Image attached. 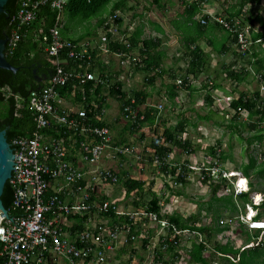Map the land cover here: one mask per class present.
Instances as JSON below:
<instances>
[{
	"label": "built area",
	"instance_id": "built-area-1",
	"mask_svg": "<svg viewBox=\"0 0 264 264\" xmlns=\"http://www.w3.org/2000/svg\"><path fill=\"white\" fill-rule=\"evenodd\" d=\"M68 1L24 0L13 17L15 28L6 45L9 54L17 48L22 38V28L29 27L37 19L41 7L48 5L56 12L52 25L47 33L42 31L40 40L54 70L50 80L28 94L27 108L33 116L34 133L15 136L10 140V144L17 147L13 172L8 180L13 189V215L8 212V218L0 213V264H61L63 259L66 264H110L111 258L115 257L116 250H113L117 244L126 245L138 239L147 240V255L142 260L128 258L131 264H167L171 261L167 255L173 253L169 248H173L174 253L180 252L175 260L181 262L175 264H183V255L190 252L196 232L175 228L168 220L149 211L145 204L120 209L119 205L112 204L117 199L103 198L105 194L98 192L100 186L109 180H119L111 167L100 165L103 158L108 155L115 160L122 155L129 156L135 148L132 145L114 144L110 128L106 124H98L103 122L104 110L99 108L97 102L85 104L76 112L65 109L61 104L63 96L61 97L59 88L71 80L81 84L79 89L83 100V85L86 82H92L91 91L98 86L107 85L109 80L101 78L97 69L90 71L88 68L93 57L90 51L94 48L99 50L96 55L98 57L106 53L116 56L127 67L143 65L134 48L127 53L121 50L111 53L108 48L110 42H120L130 47L129 37L134 28L132 25L126 30L122 28L116 22L119 13L115 12L108 17L101 35L96 37L98 41L91 39L73 43L61 36L62 15ZM209 19L232 32L237 37L241 50L245 51L251 44V26L245 25L242 30L239 17L231 19L223 14L211 13ZM200 22L205 24L207 19L201 18ZM84 56H87L86 66L78 63L76 67L66 69L68 59L83 61ZM153 72L159 71L154 69ZM182 82L183 78L177 79L178 85ZM75 88L77 89L76 85L70 94L72 98L75 97ZM127 97L129 102L124 105L123 112L130 123L144 105L135 106V98ZM156 108L159 114L163 107L158 104ZM90 113L93 115L90 116ZM140 119H143V115ZM160 140L155 135V143ZM108 150L110 153L107 154ZM115 151H119V155L111 156ZM212 162L213 165L206 166L188 164V168L198 172L201 182L208 178L218 180L221 169L216 159L212 158ZM179 170L180 168L178 172ZM226 175L222 172V176ZM186 178L188 179V174ZM240 190L238 187L235 193ZM165 199L160 197L158 202L161 213L166 212L164 209L169 210ZM174 199L176 197L171 198L172 201ZM99 200L105 202L100 204ZM246 208L239 216L240 222L246 224L249 230L261 229L264 233V219L253 220L252 216L256 212L250 205H246ZM96 209L105 212L95 214ZM119 210L122 211L117 215ZM98 216L104 220L98 222ZM232 222V218L220 219L219 224L231 225ZM263 233L256 237L255 244L263 240ZM185 234L190 236L186 240L183 238ZM201 237V234L197 236L200 240ZM180 249L183 250L179 251ZM211 250L217 257L231 258L230 255ZM115 262L119 264V261ZM213 264L219 262L214 260Z\"/></svg>",
	"mask_w": 264,
	"mask_h": 264
},
{
	"label": "trees",
	"instance_id": "trees-1",
	"mask_svg": "<svg viewBox=\"0 0 264 264\" xmlns=\"http://www.w3.org/2000/svg\"><path fill=\"white\" fill-rule=\"evenodd\" d=\"M24 0H8L6 5L4 6L5 12L0 13V39L5 35H10L11 31L15 28L13 17L16 15L21 2ZM125 0H69L66 4L64 11H68L71 18H78L79 22H84L92 18L93 16L99 15L101 10L108 4H110L112 10L109 11L111 15H113L118 10L125 9ZM157 1V0H154ZM202 0H197L190 4V6L186 9V18L183 22V25L186 29L190 26L195 27L198 26L201 30L208 26L209 18L207 15V23L203 24L198 21V24L195 23L194 15H196L200 10V3ZM260 0H239V9L234 12L228 13L229 18L233 19L235 17H239L241 21L242 30L245 28V25H250L249 29L251 44L248 45L245 51L240 49V44H237V37L230 31L222 28L217 22H213L216 24L221 30L226 32L229 38L232 41L231 46H223L218 52L225 53L232 51L236 56V62L233 65H228L226 69L225 76L227 78H231L233 81L237 82V85H241L242 83L245 86L251 85V81L254 80L260 85L264 86V48H262V43H264V19L258 13L256 14L254 9L252 8L255 5H259ZM247 6H252L251 8L245 9ZM246 11V13H243ZM230 12V11H229ZM107 14V13H106ZM109 15V16H111ZM56 16V12L53 11L48 5H44L41 7L39 15L37 19L29 26L23 27L21 30L22 38L19 41L17 48L13 50L12 54L8 53V49L5 50V56L9 63L14 67H17L18 70L16 72H12L7 69L0 68V130H6L7 140L10 141L11 138L15 136H26L34 133L35 125L33 121V116L31 112L27 108V98L29 91L31 89H37L39 86L43 85V82L53 73L54 66L48 60L45 52L43 51L44 45H41L35 52V48L38 47L37 40L33 39L32 30L38 23L40 24L42 19H45L43 22L42 31L48 32L49 27L52 25V22ZM104 14H100L98 17L99 24H105L108 21V18L103 17ZM107 16V17H109ZM203 18V17H201ZM200 18V19H201ZM211 21V20H210ZM116 22L118 24H122V20L120 16L116 18ZM260 23L262 30H256L254 25L255 23ZM207 24V25H206ZM38 31V30H36ZM37 33V32H36ZM41 35L38 36V39L41 40ZM142 35V27H136L131 36L129 37L130 47H126L125 44L120 42H110L108 43V48L111 53L116 51H125L126 53L133 48H138L139 57L142 59V66H137L140 70H144L147 72V76L145 79L148 84H152L155 76H149L148 73L153 71L154 69H158V73H163V69L160 68L159 59L154 57L151 54V51L157 45V38H141ZM197 38H188V36H184V45L186 47V56L188 57V65L186 69H184L183 82L180 86L176 84H169L168 86L170 94V98H174L176 96V92L181 90H189L191 89V85L194 83V79L199 76L201 70L204 65L202 55V50L195 46L194 49H190V45L196 41ZM69 41L73 43L79 42V40H75L73 38H68ZM34 41V42H33ZM256 44H259L257 46ZM43 46V48H42ZM258 47V48H257ZM98 49H93L90 51L92 57L91 65L88 67L90 71L94 69H99L100 77L107 78L108 80H115L113 83L108 85V95L118 100L120 105V111L122 115H126L123 112L124 105L129 102V97H133L136 100L135 106H138L145 102L146 98L149 94L146 92V89L140 90H128L126 92L122 83L119 80H116L117 76L112 73H105V66L99 67ZM261 53V54H260ZM66 56V54H64ZM239 60L244 61L245 65H241L239 68H235L236 64ZM78 63H83L86 66L87 56H84L83 61L68 59V63L66 64V69L74 66L76 67ZM107 66V65H106ZM35 71V72H34ZM193 75V77L191 76ZM36 76L46 77V79L40 83L37 81ZM174 79V76H171ZM176 79V78H175ZM211 84V81H210ZM76 85L77 89L75 93V97L78 103L82 105L90 104L94 98H97V103L99 108H103V105L106 103L107 96L103 95L104 86H98L94 89V92L91 94V89L93 87L92 82H86L84 87V97L79 87L81 84L78 81L71 80L65 86L59 88V93L63 97H70V94L74 90V86ZM7 88L9 90V95L6 97L1 89ZM179 88V89H178ZM231 98V97H230ZM96 100V99H95ZM205 103L214 104L215 98H212V94H208L205 97ZM233 110V115L230 119H239V115L241 113L247 112L249 117L256 116L257 121L247 123L249 128L258 129L259 133L254 135L252 139L261 142L264 140V96L258 90H246L240 92L236 97H232L231 101L228 102V105L222 108L221 110H225L227 108ZM87 108V107H86ZM222 118H224L225 114H228L229 111L225 110ZM156 109L150 107L145 108L143 111L138 112L137 117L134 121L129 123L130 132L138 131L145 125H152L156 120ZM92 116L93 114H89ZM143 115V119H140V116ZM77 117V116H76ZM199 118H204L206 120H211L212 118H217L214 112H208L205 115H198ZM82 120V118H79ZM231 122H235L232 120ZM217 123V122H216ZM260 123V124H259ZM99 125H104V121L102 123H98ZM236 128V126L234 125ZM184 132V124L178 122L172 128H165L161 134L162 138H164V142L162 140L161 143H150L151 147V157H149V162H153L154 158H157V166L161 169L162 173L165 176L168 175H176L178 169L179 172L176 175V181L185 185L188 183L186 178L188 172L190 171L188 168V162L184 161V164L173 163L169 158L166 159L168 154L172 152V147H177L180 151L187 153L188 155L194 152L192 148V144L190 140L181 138L180 135ZM161 139V137L159 136ZM78 147V146H77ZM208 151L213 154V148L209 147ZM134 154V152H132ZM121 158L127 157L126 155L120 156ZM222 157V154H221ZM264 157V154H263ZM141 158V157H140ZM153 158V160H152ZM242 172L249 176V171L253 170L257 175L264 174V168H257L256 161L250 157L248 164L241 166ZM123 174L119 176V178L124 182V186L126 189L127 195H129L132 191L136 190V194L140 197L147 193L150 196L147 202L144 201V204L147 205L149 211L160 215V206L158 204L159 198L155 192H153L152 186L154 185V181L152 180L149 183V187L147 191L144 193L145 181L129 178L128 175ZM120 180V181H121ZM176 182V183H177ZM203 183H208L207 180L202 181ZM211 190V196L208 201L198 202V206L200 209H205V212H211V215L214 219H216V225L214 228L211 226H199L201 219L199 215L191 214L190 216L183 218L179 213L172 214H164V217L168 220V222L177 229H192L197 233L196 238L191 242V249L189 250L190 261L193 264H212L211 259L205 258L204 253L207 251L206 244L202 243V240L206 239L207 241L212 240V235L216 232H221L224 229H228L229 227H219L220 219H223V213L233 214L234 211L238 209L236 202L234 201L231 195L225 194V186L220 182V184H209ZM174 192V191H172ZM176 195L180 194L179 191L175 192ZM146 195V196H147ZM3 201V205L8 210V212L12 214V199H13V189L11 188L9 182L7 181L3 190V194L1 196ZM241 202L243 210L245 209V204L248 200V194L244 193L237 197V201ZM101 203V202H100ZM103 203V202H102ZM141 202H134L135 206L140 205ZM143 203V202H142ZM206 206V207H205ZM259 216L262 215L264 211V201L259 208ZM103 213L105 211H102ZM85 219V217H83ZM117 218L114 217V220ZM81 220V219H79ZM239 225L242 224L239 222ZM250 231V230H248ZM251 232V231H250ZM216 233V234H217ZM201 234V240L197 238V236ZM260 235V231H256L255 237ZM245 237L246 246L235 248L231 242L227 241L226 244L220 245L217 242H214V250L217 252H221L223 254H227L233 257V259L222 258L220 264H264V240L259 241L257 244L253 243L249 244L253 239L248 232L243 233ZM226 237V236H225ZM228 238V236H227ZM147 243V240H143V247ZM170 251L174 253L173 248H169ZM132 253H136L134 249H132ZM176 255H179L178 252H175ZM172 263V261H171ZM168 264V263H167Z\"/></svg>",
	"mask_w": 264,
	"mask_h": 264
},
{
	"label": "rangeland",
	"instance_id": "rangeland-1",
	"mask_svg": "<svg viewBox=\"0 0 264 264\" xmlns=\"http://www.w3.org/2000/svg\"><path fill=\"white\" fill-rule=\"evenodd\" d=\"M124 2H125V9L122 11L118 10L119 12L116 11L117 13H119V16L122 20V26L125 25V28H127L128 26L132 25L134 29L136 27L141 26L144 31V34H142V38H153L154 36H156L155 30H153L152 28L153 26L151 25L152 27H150L149 24L146 23L147 21L146 18H148L150 21H158L164 24V22L162 21V16L165 15L167 18H169L168 14L171 11H176V13H179L181 6L180 0H158V2L154 0H125ZM228 3L229 0L220 2V5L217 7V9L219 12H221V14L225 15L224 13H226V10L228 9V8L226 9V4ZM254 8L256 11H259L258 13H261L260 15L264 19V0L260 6L255 5ZM111 10L112 8L110 4H108L101 10L99 15L109 13V11ZM99 15L95 17L93 16L87 21L79 22V19L77 17L71 18L67 10L63 11V16H64L63 20L67 22L68 30L66 32L65 30L62 29V36L70 37V38L73 37L75 39H79V41H84L89 38L98 41L97 38L101 35L100 33L102 32V30H99L98 27H94V26H96L98 23ZM75 23H77L76 24L77 26H75ZM72 25H74L73 26L74 28L71 27ZM178 27L179 29L182 30L184 36H188L190 31H192V29L190 28L186 29L184 25ZM254 27L258 31L262 29L260 23H256ZM74 30L80 33H77ZM92 30L93 32H91ZM84 31H89V35L86 36L84 39L79 38L80 36L84 37ZM166 37L167 39L164 38L163 41H164V45L168 46V49L165 50L167 59L164 64L167 67L171 65L172 66L176 65L177 67L180 68V65H183V63L181 61L177 63L175 59L179 57V54H181V49L179 48V45L177 43H175V45H171L170 43H168L167 40L172 38L170 34H168ZM180 44L182 43L180 42ZM256 45L259 46V44ZM194 47H195L194 44L190 45V49H194ZM262 48H264V43L262 44ZM103 58L105 63H107L108 61V63L110 64V62L113 61L114 63H117L120 67L122 66L120 72H123L122 74V77L124 78L123 81L125 80V82L127 83L126 84L127 88H125L126 92H128V90L143 89V86H145V89L146 88L151 89L152 86H155L156 88L159 87L162 88L160 90V93L150 95L147 101V103H151V104L160 103L163 105V110L160 112L159 115V121L158 120L156 121L158 123L157 127L155 126V123L150 125L149 134L152 135V137L148 134L147 140L145 142L143 138L144 136L143 128L140 132L137 131L138 133L135 131L132 133L130 132L131 135L126 136L124 142H126L128 145H132L135 148L134 154L129 155L125 158H121L119 156L118 158L115 159L117 161V165L122 164L125 169H128L129 175H131L133 179L144 180L146 182L144 186V191H147L149 187L148 186L149 182L153 180L154 185L152 186L151 190L155 192L159 197L166 198L165 202L168 204L169 207V210L164 209L166 212L179 213L180 215H182L183 218H186L191 214L199 215L201 219L200 223H198L199 226H211L212 228H214V226L216 225V221H215L216 219L212 217L211 212H205V209H200L198 206V202L205 203L206 201H208L211 196V190L209 184H220V181L215 180V181H210L208 183H203L200 181L201 178H199V174L197 171H189L191 172L190 174L188 172V179H187L188 183H186L185 185H183L180 182H177L176 177L165 176V174L162 173L161 169L157 165H155L153 162H149V157H151V151L148 150L151 148L150 143L151 142L154 143L155 135L160 136L163 143H165L164 138H162L161 136L165 128H172L178 121H181L182 119H187V120L191 119L192 121H196V125L190 126L188 123L185 129L186 131L184 132L186 134L183 133L180 136L183 139L185 138L190 140L194 152L188 155L187 153L180 151V149L173 146L172 148L173 150L175 148L176 153H174V155L169 157L173 163L184 164V161H187L188 164L191 163L192 166H201V165L206 166L212 160L208 148L209 147L213 148V146H219L222 152V157L219 160L223 161L224 164L223 166H225L224 167L225 169H235L241 171V166L248 164L250 157H252L256 161L257 168H264V157H263L264 140L259 142L252 139L250 141V139L253 138L254 135L259 133V130L252 128L250 129L249 126L247 125V123L250 122L247 121L248 119H251V122H253V121H257L258 118L256 116L249 117L247 112H244L239 115L238 120L230 119L233 113L229 112V114L224 115V118L217 117V118H212L211 120L197 119L195 112H197L199 115L202 116L207 114L209 111H214V108L210 107V105L205 103L204 101L202 105L200 106L196 105L195 107L197 100L202 102V97L201 95H199L200 97L198 96L192 98V102H191L192 107L190 110H188V104H189L188 99L187 97H182V94L180 93H179L178 102L175 100L174 101L175 105L173 107L169 99L167 98V93L163 91L166 86H170L168 84L172 83L175 80L176 74H174V79H173L171 78V74L169 72H165V73L157 72L153 75H151V72H149L148 75L155 76V78L152 84L146 85V83H148L145 79V76H147L146 71L140 70L139 68H137V66L134 65H131L132 67H127L126 65L122 64L120 60L116 58V56H113L111 54L107 55L106 53H103ZM214 58H215L214 62H218V63H228L234 60V56L232 54H229L228 57L225 58L219 56H214ZM245 64L246 63H244V61H238L235 68H239L241 65L243 66ZM216 75L221 76V74H216ZM223 81L225 85H228L230 90H236V93H240L242 91L244 92L250 89V91L258 90L264 96V88L261 89L262 85H260L254 80L251 81L252 84L249 86L248 85L245 86L243 83L239 86L237 85V82L233 80H231L232 83H229V81L225 83V79H223ZM1 91L4 93L6 97L10 94L7 88L1 89ZM128 94H130V92H128ZM236 96L237 94L234 95L233 97ZM112 98L108 99L105 105V112L103 116L107 120H110L111 118H115L113 120L114 121L113 123H115L118 130L122 131L124 122L120 121V117L123 118L124 115L121 114L118 100L116 99L114 100V98L113 99ZM217 103L218 100L217 98H215V102L213 106H215L216 108L218 107L220 109L221 107H219ZM164 117L168 118V121L165 120L164 122H162L164 120L163 119ZM125 120H127V118H125ZM232 120H234L235 122H231ZM127 124L129 125V122H127ZM234 125L236 126V128L234 127ZM127 133L130 134L129 132H126V134ZM262 133H264L263 130ZM120 136H123V131L120 134ZM139 166H141V168ZM132 167L135 168L133 169ZM110 169H112V167ZM122 170L124 169L122 168ZM249 176H250L249 178L250 183L252 184V187L249 191L250 195L252 194L253 190H256L260 192L259 194L260 200H263L264 174L259 176L253 170H250ZM120 180L121 179L119 178L117 182L119 184L103 185L101 188L102 191L100 190L99 193L105 194V191L103 189H106V191L115 190L116 194L114 195L113 192L111 196H108V199L119 197L120 195L122 196L121 191L122 189L125 188L124 186L125 184L122 181L124 179H122L121 181ZM221 183L224 184V186L225 185L230 186V182H228V180L222 181ZM172 191L174 192L179 191L180 194L183 195L178 196L180 198L174 199L172 202H170L172 195L169 196V194ZM225 194L233 196L232 192L229 193L225 191ZM145 195H147V193ZM149 198H150L149 195L141 196V197L137 194H133L131 196L127 195L123 201L121 200L119 201V203L117 202V206L119 205L120 209L134 208L133 205L134 202L144 203V201L146 202L147 200H149ZM233 198H236V196H233ZM122 205H126V206L123 207ZM238 205L239 207L240 206L241 207L238 208L236 211H234L233 214L223 213V219L232 218L233 222L231 223L229 230L223 231L218 234H216L217 233L216 232L215 234L212 235V240L209 242L211 247H213L214 242H217L220 245H224L227 243V241L231 242V244L235 248L246 246V241H245V237L243 236V233L246 234L248 229L244 225L242 229V227L240 228L236 223L237 221H240L239 216L243 211L240 200ZM121 211L122 210H120L118 214H120ZM95 213L99 214V209H96ZM100 219H101L100 221L104 220L103 218ZM260 219L261 220L264 219V211ZM225 225L226 224H219V227H224ZM255 233L256 232L253 231L250 232L252 236L255 235ZM188 237L190 236L186 234L183 236L184 240H186ZM134 244H135L134 248L136 249L138 248L137 250L139 255L142 256L147 255L146 244L143 247V241L138 239ZM129 250H131V247H127L126 249H124L122 253L120 252L121 254H118L117 252L118 250H116L115 257L111 258L110 264H117L115 262L116 260L119 261V264L126 263L128 261L127 259L129 257H132L133 254L131 253L130 255ZM128 255L130 256L128 257ZM167 256L168 258H170L171 253H169ZM183 257L187 260V261L185 260L183 264L184 263L193 264L190 261L189 258L190 256L188 254L183 255ZM135 258L137 259V257ZM172 259L174 260V258L171 257V260ZM179 261L181 262V260H178L176 262ZM61 264H66V260L63 259V261H61ZM173 264H175V262Z\"/></svg>",
	"mask_w": 264,
	"mask_h": 264
},
{
	"label": "crops",
	"instance_id": "crops-1",
	"mask_svg": "<svg viewBox=\"0 0 264 264\" xmlns=\"http://www.w3.org/2000/svg\"><path fill=\"white\" fill-rule=\"evenodd\" d=\"M196 1L197 0H180V5L181 6H180L179 13H176V11H171L168 14L169 15V18H167L165 15L162 16V21L164 22V24H162V23H160L158 21H150L148 18H146V20H147L146 23L149 24L150 27L153 26L152 28H153V30H155L156 36H154L153 38H157L159 40L158 43H157V45H155V47L151 51V54L154 57H156V58L159 59V62L161 63L160 64V68L164 70L163 71L164 73L165 72H169L171 74V76H174V74H176V78L179 75L181 76V74L184 73V69H186V67L188 65V57L186 56L187 52H186V47L184 45V43H185V41H184V35L182 33V30L179 29L178 26L183 25V22L185 21V18L187 17L186 16V12H185L186 9L190 6L191 3L196 2ZM221 1L224 2V1H227V0H202L201 3H200V5H199V6H201L199 12L196 15H194L195 23L198 24V21L200 20L201 17H203L205 19L207 17L209 18V14H211V13H213V14H221V12H219L218 9H217V7L220 5V2ZM157 2H158V0H157ZM260 2L261 3L259 5H256V6H260L263 3V0H260ZM247 7L248 8H251L252 6H247ZM247 7L244 8V10L247 9ZM252 8L254 9L255 13L258 14L259 11H256L255 8H254V6ZM226 9H227L228 13L234 12L237 9H239V0H229V3L226 4ZM117 12H119V11H117ZM243 13H246V11H244ZM224 14L227 15V12L224 13ZM259 14H261V13H259ZM109 15H111L110 12L107 13V14H104L103 17L104 18H108L107 16H109ZM205 15H207V17H204ZM62 19H64V16L63 15H62ZM151 22H154V23H151ZM256 23H258V22H256ZM76 24L77 23H75V26H77ZM42 25H43V22H40V24L38 23V26H36V30H38V31H36L35 28L31 31L32 34H34L33 35V39L35 41L37 40V42H39L38 43V47L35 48L34 50H32L33 52H35L41 45H43V44H41L42 42L40 41V39L37 38L40 34H42V27H43ZM67 25H68L67 22H65L63 20V27H62V29L65 30L66 32L68 30V26ZM73 26L74 25H72L71 27H73ZM123 26L121 24V27L126 30L125 25H123ZM189 26H190L189 28L192 29V31H190V33L188 34V38H193V37L197 38L196 41L193 44L195 46H198L202 50V55L204 56V59H203V63L202 64L204 65V67L201 70V73L199 74V76L194 79V83L191 85L190 91L189 90H181V89L178 88L179 90L176 92V96L173 99L169 97L170 91H169L168 86L165 87V89H164L163 92H166L167 93V98L169 99V101H170V103L172 104L173 107L175 105L174 104V101L176 100L178 102L179 93L182 94V97H187L188 103H189L188 104V110H190L191 107H192L191 106V102H192V98L193 97H198L199 95H201V97H202V102H200L199 100H197L198 103L196 102V104H195V107H196V105H198V106L202 105L203 101H206L205 100V97L210 93V94H212V98L214 96H215V98H217V100H218V103L217 104L221 108L220 109L218 107L216 108L215 106H213V104H209L208 102H207V104H209L210 107L214 108L215 114L217 116L221 117V116H223V113L226 112L225 110H228V109H225V110H221V109L224 108L227 105V101L229 100V98L231 96H234L236 94L237 95L239 94V93H236V90H230V88L228 87V85H225L224 84V81H223V79H225V83L228 82V81H229V83H232V81H231L232 79L231 78H227L225 76V73H226V69L228 68L227 66L228 65H233L236 62V60H237L236 59V56H235V54L232 51L225 52V53H219L218 52V50L221 47H223V46H231L232 45V41L229 38V36L226 34V32H224L223 30H221L216 24H214L210 20L208 22V26L205 27V28H203L202 30L200 28H198L197 25H195V27H193V26H191L189 24ZM94 27H98L99 30H102L104 28V24L103 23L102 24L97 23V25L94 26ZM62 29H61V36H62ZM74 31H76V30H74ZM91 32H93V30ZM77 33H80V32H77ZM142 34H144L143 29H142ZM168 34H170L172 36L171 39L167 40L168 43H170L171 45H175V43H177L179 45V48L181 49V54H179V57L175 59V61L177 63L179 61H181L183 63V65H180V68L177 67L176 65L175 66H172L171 65V66H168L167 67L164 64L165 61H166V59H167V55H166L165 50L168 49V46L167 45H164L163 39L164 38L167 39L166 36ZM88 35H89V31H84V37H81L80 36L79 38H83L84 39ZM62 38L68 39L70 37H64V36H62ZM71 38H73V37H71ZM141 38H142V35H141ZM73 39H75V38H73ZM91 39L92 38H89V39L84 40V41H88V40H91ZM75 40H79V39H75ZM180 42L182 44H180ZM42 48H43V46H42ZM43 51H44V48H43ZM134 52L135 53H139L138 48H135L134 49ZM229 54H232L234 56V60L233 61L228 62V63H218V62H214L215 61L214 56H219V57L225 58V57H228ZM98 58L99 59H98L97 65L99 67H101V68L104 65L105 66V69L104 70H105V73L106 74L112 73L113 75H116L117 76L116 80H119L122 83V87L125 90V88H127V86H126L127 83L125 82V80L123 81V79H124L122 77L123 72H120L122 66L120 67L117 63H114L113 61L110 62V64L109 63H105L104 58H103V54H101V56H99ZM239 61H242V60H239ZM97 70L99 72V69H97ZM216 74H221V76H217ZM191 76L193 77V75H191ZM114 81L115 80L109 79L107 85L105 87H103L104 88L103 95L104 96H107L106 103H107V101H108L109 98H112V97H109V95H108V87H109L108 85H110ZM210 81H211V84H210ZM156 82H155V85H156ZM165 84H168V83H165ZM143 87L145 88V86H143ZM161 89L162 88H160V87L159 88H156L155 86H152L151 89L146 88V92L149 94V96L146 98L145 101H148L150 95L156 94V93H160V90ZM93 92L94 91H91V94ZM213 92H214V95H213ZM218 93H220V94H218ZM97 100H98L97 98H94L92 102H94V101L97 102ZM106 103L103 105V108H102L104 110L103 112H105V105H106ZM61 104L63 105V107L65 109H67V110H69L71 112H76L79 109H82V107H83V105L81 103H78L76 101V99H73L72 97H62L61 98ZM119 109H120V107H119ZM188 110H187V113H188ZM214 111H209V112H214ZM195 114H196V118L197 119H204V118H199L198 117L199 114L197 112H195ZM103 115L104 114H102V118H103L104 124H106L110 128V130L112 129L111 132H112V135H113L114 144H119V145L120 144H125V145H128L124 141H125L126 136H130L131 133H130V127L127 124V120H125L126 117L125 116L123 118L120 117V121H123L124 122L123 130H122L123 131V136H120V134L122 133V131L121 130H118V128L116 127L115 123H113L114 122L113 120L115 118H111L110 120H107ZM163 119L164 120L162 122H164L165 120L168 121V118H165L164 117ZM178 122L184 124V132L186 131L185 129H186V126H187L188 123H189L190 126H195L196 125V121H192L191 119H188V120L187 119H182L181 121H178ZM157 124L158 123L156 122L155 123V126L156 127H157ZM142 128H143V132H144L143 138H144V140L146 142L147 135L149 134V130H150V125H145ZM142 128L138 132H140L142 130ZM126 132H129L130 134H128V133L126 134ZM184 134H186V133H184ZM141 136H142V134H141ZM150 136L152 137V135H150ZM148 150L151 151V148L148 149ZM108 153H110L109 150L107 151V154ZM174 153H176L175 148H174V150L172 148V152L170 153L169 157L172 156V155H174ZM112 155H114V152H113V154H111V156ZM152 160H153V158H152ZM153 163H154V161H153ZM100 165H103L105 167H112V169L118 174V176L122 175L123 174L122 172H124L125 175H128L129 178H132L133 179V177H131V175H129V172H128L129 170L128 169H125L122 164L117 165V161L110 159L108 157V155H107V157L103 158V160L100 163ZM121 166H122V168L124 170H122ZM139 167L141 168V166H139ZM132 168L134 169L135 167H132ZM116 184H119V183H116ZM105 185H107V184H105ZM148 186H149V184H148ZM103 190L105 191V195H106V196L104 195L103 198H108V196H111L113 192H114V195L116 194V191L115 190H109V191H106V189H103ZM145 192L146 191H144V193ZM175 192H173L172 194L176 195ZM121 194H122V196L120 195L119 197H114L112 199H117L118 200L117 201L118 203L121 200L123 201L124 198L127 196V193H126V189L125 188L122 189ZM133 194H136V190L135 191H132L129 194V196H131ZM180 195H183V194H178L176 196H180ZM143 196H146V195L144 194ZM169 199H170V197H169ZM102 202H105V201L99 200L98 203L102 204ZM117 202H115V200L112 201L113 206H117ZM143 205H144V203H140V205H138V206H135L134 205V208L140 207V206H143ZM122 206L125 207L126 205H122ZM101 212L102 211L99 210V214ZM118 213H117V215H119ZM95 214H97V213H95ZM98 218L99 219H97V220L100 221L101 220L100 219L101 217L98 216ZM134 246H135V244L132 243V242L129 243V244H126V245L119 244L117 248H120V249H117L116 248L115 250H118L117 251L118 254H121L124 251V249H126L127 247H131V250L134 249V251H136V253L132 254V257H129L131 255V253H132V251L129 250L130 251V255H128V257L129 258L137 257V259L138 258H141V255H139L138 250H137L138 248L136 249V248H134ZM134 255H136V256H134ZM126 263H123V264H126Z\"/></svg>",
	"mask_w": 264,
	"mask_h": 264
},
{
	"label": "clouds",
	"instance_id": "clouds-1",
	"mask_svg": "<svg viewBox=\"0 0 264 264\" xmlns=\"http://www.w3.org/2000/svg\"><path fill=\"white\" fill-rule=\"evenodd\" d=\"M155 73H157V72H153V71H151V75H153V74H155ZM178 78H183V77H177L172 83L173 84H176V85H178L177 84V79ZM178 86H180V85H178ZM261 87H263L264 88V86L262 85ZM263 88H261V89H263ZM232 97L233 96H231V98H229V100L227 101V105H228V102H230L231 101V99H232ZM160 104V103H159ZM140 105H144V108L141 110V111H143L145 108H150V107H152V108H154V109H156V112H157V114H158V109L156 108V105H158V104H151V103H147V101H145L144 103H142V104H140ZM160 105H162V104H160ZM226 105V106H227ZM139 106V105H138ZM162 107H163V105H162ZM228 109V111L229 112H231V113H234L233 112V110L232 109H230L229 107L227 108ZM162 110H163V108H162ZM161 110V111H162ZM140 111V112H141ZM160 111V112H161ZM157 114H156V116H157ZM229 114V113H228ZM159 115H160V113L158 114V117L156 118V120H155V122L154 123H156V121L158 120L159 121ZM225 115H227V114H225ZM126 117V116H125ZM153 123V124H154ZM139 131V130H138ZM135 132H137V131H135ZM213 151H214V153L213 154H211L210 152V155H211V157L213 158V159H216L217 161H218V166H220V169H221V172H220V177H219V179H218V181H220V182H222V181H226V180H228V182H230V186H227V185H225V189H224V191H227V188H230V191H229V193L230 192H232V194H233V196H236V198L238 197V196H240V195H242V194H244V193H247L248 194V196H249V198H248V200H247V203L245 204V209L241 212V213H244L245 211H246V205H250L251 206V209L253 210V211H255L256 212V215L255 216H252V219L253 220H256V221H259V220H261L260 219V217L261 216H259L258 214H259V208H260V206H261V204L263 203V201H264V199L263 200H260V192H258V191H256V190H253L252 191V194L250 195V193H249V191H250V189H251V187H252V184L250 183V180H249V178H250V176H247V175H245L243 172H242V170L240 171V170H235V169H225L224 167L225 166H223L224 164H223V161H221V160H219L220 158H221V154H222V152H221V149L219 148V146H213ZM191 154V153H190ZM191 164V163H190ZM208 165H213V162H212V160L208 163ZM222 172H225L227 175L226 176H222ZM232 172H235V173H239V175L240 176H243L244 177V179L246 180L245 181V183H246V186L244 187V188H242V186L240 185V181H241V178H240V176H230L231 174H232ZM207 180V182H210V181H215V180H213L212 178H208V179H206ZM238 187L239 188H241V190L236 194L235 193V190L236 189H238ZM228 192V191H227ZM157 195V194H156ZM158 196V195H157ZM232 196V197H233ZM158 198L160 199V197L158 196ZM236 198H233L234 199V201L236 202V204H237V206H238V208H240L239 207V202L237 201V199ZM148 201V200H147ZM146 201V202H147ZM257 201H258V203H257ZM242 205V204H241ZM239 222L240 221H237L236 223H237V225L241 228L242 227V229H243V225L244 226H246V228L248 229V226L246 225V224H244V223H242V222H240L241 224H242V226H240L239 225ZM226 227H229L228 229H224L223 231H227V230H229L230 229V224H226L225 225ZM249 230V229H248ZM223 231H221V232H223ZM250 231H253V232H256V231H260V235L263 233V231L261 230V229H252V230H250ZM250 231H247L249 234H250ZM221 232H218V233H221ZM242 232H243V230H242ZM217 233V234H218ZM251 235V234H250ZM259 235V236H260ZM252 236V235H251ZM258 237V236H257ZM263 237H264V233H263V236H262V239H263ZM252 241L250 242L251 244H253V243H255V240H256V237H255V235H253V237H252ZM207 245V251L204 253V256H206L205 258H207V259H210L211 257H212V259H211V263L213 264V261L214 260H217L218 262H219V264H220V260L222 259V258H226V257H217L215 254H214V252H212V250L211 249H214V245H213V247H211L210 246V243H209V241H206L205 242ZM208 243H209V245H208ZM240 248V247H239ZM183 249H180L179 251H182ZM209 250H210V252H209ZM209 252V253H208ZM179 254H180V252H178ZM206 253H208V254H206ZM219 253H221V252H219ZM223 254V253H222ZM188 255H189V253H188ZM177 255L175 254V253H171V257L172 258H174L175 259V257H176ZM170 257V258H171ZM190 258V257H189ZM229 259H233V257L231 256V258H229ZM173 260V259H172ZM171 260V261H172ZM186 260V259H185ZM187 261V260H186Z\"/></svg>",
	"mask_w": 264,
	"mask_h": 264
},
{
	"label": "water",
	"instance_id": "water-1",
	"mask_svg": "<svg viewBox=\"0 0 264 264\" xmlns=\"http://www.w3.org/2000/svg\"><path fill=\"white\" fill-rule=\"evenodd\" d=\"M7 2L8 0H0V13L5 12L4 6ZM9 36L5 35L0 39V68L16 72L18 68L11 65L5 56V49L9 41ZM36 78L40 83H42L46 79V77L41 76H36ZM50 79L51 75L43 83L47 82ZM38 88H40V86ZM32 90L34 89H31L29 92H31ZM16 149L17 147L11 145L10 141L7 140L6 130H0V213L5 214L6 217H8V210L3 205L1 196L3 194L6 182L9 180L13 172Z\"/></svg>",
	"mask_w": 264,
	"mask_h": 264
},
{
	"label": "bare ground",
	"instance_id": "bare-ground-1",
	"mask_svg": "<svg viewBox=\"0 0 264 264\" xmlns=\"http://www.w3.org/2000/svg\"><path fill=\"white\" fill-rule=\"evenodd\" d=\"M154 140H155V136H154ZM119 151H115L114 152V156H116V155H119ZM169 157V154H168V156L166 157V159ZM154 163H155V165H157V158H154ZM114 172V174L118 177V174L115 172V171H113ZM167 176H173V177H176V175H168L167 174ZM230 176H240L239 175V173H235V172H232V174L230 175ZM240 178H241V181H240V185L242 186V188H244L245 186H246V183H245V179H244V177L243 176H240ZM118 182V180H116L115 182H112L111 180H109L108 182H106L105 184H107V185H114V184H116ZM105 184H103V185H105ZM102 187V185L100 186V188ZM245 189V188H244ZM100 191V189L98 190V192ZM173 192H171L169 195H172V197H176V199H178L179 197L178 196H176V195H174V194H172ZM174 195V196H173ZM171 202H172V200H171ZM176 203H178V202H176ZM166 213H169V214H172V212H162L161 213V209H160V217H162L163 219H166L165 217H164V214H166ZM167 220V219H166ZM190 231H193L192 229H189ZM205 239H206V237H205ZM202 240V242H206L207 240ZM122 242H124V239H122L121 240ZM136 241H134V242H132V243H135ZM118 245L119 244H117L116 245V247L114 248V250L118 247ZM113 250V251H114ZM142 255H141V258H138V260H142ZM176 261H178V260H172V263H171V261L168 263V264H173L174 262H176ZM126 264H131V262L130 261H128Z\"/></svg>",
	"mask_w": 264,
	"mask_h": 264
}]
</instances>
